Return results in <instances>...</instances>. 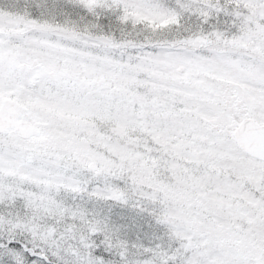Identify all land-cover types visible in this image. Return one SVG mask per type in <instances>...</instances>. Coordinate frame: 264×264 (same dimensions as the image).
I'll return each mask as SVG.
<instances>
[{"label":"snow or ice","instance_id":"6c2138e0","mask_svg":"<svg viewBox=\"0 0 264 264\" xmlns=\"http://www.w3.org/2000/svg\"><path fill=\"white\" fill-rule=\"evenodd\" d=\"M0 264H264V0H0Z\"/></svg>","mask_w":264,"mask_h":264}]
</instances>
